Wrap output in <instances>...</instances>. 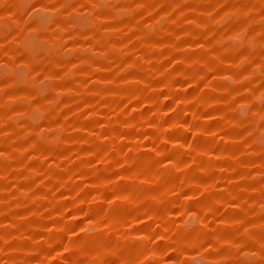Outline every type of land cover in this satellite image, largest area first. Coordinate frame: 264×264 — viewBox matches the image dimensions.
<instances>
[{
    "label": "rangeland",
    "instance_id": "1",
    "mask_svg": "<svg viewBox=\"0 0 264 264\" xmlns=\"http://www.w3.org/2000/svg\"><path fill=\"white\" fill-rule=\"evenodd\" d=\"M45 3L0 0V36L22 25L43 32L53 21L38 8ZM245 3L116 0L96 28L77 18L84 34L66 41L68 52L27 38L28 59L51 58L50 71L36 72L35 82L23 54L4 56L0 264H65L74 251L88 264L118 257L132 264L146 202L158 216L191 217L175 243L160 241V264H254L240 253L264 240V55L237 36L233 14ZM158 105L166 123L182 108L186 131L182 150L157 159L172 163L181 151L192 153L180 157L186 170L160 175L128 159L156 151L149 137ZM116 181L125 190L143 186L144 197L131 200L124 191L118 217L128 222L104 223L94 204ZM90 226L96 233L80 251L73 232Z\"/></svg>",
    "mask_w": 264,
    "mask_h": 264
},
{
    "label": "clouds",
    "instance_id": "2",
    "mask_svg": "<svg viewBox=\"0 0 264 264\" xmlns=\"http://www.w3.org/2000/svg\"><path fill=\"white\" fill-rule=\"evenodd\" d=\"M115 3L116 0H72V6H68L66 0H46L45 5L43 7L38 6V8L53 18L52 23L43 32H41L39 26H33L29 29L26 25H22L15 35L7 38L0 36V61H3L5 55L20 57L23 54L25 56L24 60L32 65L33 75L29 79L35 82L34 74L36 72L50 71V68L45 67V65L51 62V58L47 56L28 59L32 55V52L25 47V41L29 36L35 35L38 43L43 44L49 50L58 49L61 52H68L70 50L66 41L84 34L77 25V18L87 17L90 28H96L102 23L99 17L108 14V10L114 9ZM36 10L33 9V12ZM233 19L237 23V36L251 39L256 47L261 50L258 54L264 55V0H246L240 11L233 14ZM17 50H23V52ZM9 63L15 64V60L12 59ZM2 92L3 90L0 89V99H2ZM157 107L158 112L151 125L153 135L149 137L156 151L145 160H137L134 156H130L128 159L133 162L136 169L157 170L160 175H167L170 170L174 172L176 168L180 167L186 170L188 165H182L180 157L182 155L191 156L192 153L181 151L173 156L172 163H165L157 159L158 154L172 155L177 148L181 150L184 148V145L180 143L182 135L186 131L183 109L176 111L171 122L166 123L164 114L159 113V105ZM193 126L198 125L193 122ZM140 127L145 128L146 126L141 124ZM117 165H119V161H117ZM142 187L141 185H128L125 190L121 187V181L112 183L101 192L104 202L94 204L95 214L104 216V223H108L109 220L113 219H122L127 223L128 219L126 217H118V209L125 204L123 193L127 191L131 193V200L139 201L144 197V193L141 191ZM105 192L111 193V198L104 197ZM144 207L149 210L144 212L142 217L136 219L137 227L143 225V235L139 239V255L132 264H160L156 256V252L164 250L160 241L164 240L168 246L175 243L172 240L173 235L183 228V225L191 217L167 218L163 215H156L147 202ZM92 211L93 209H89L90 213ZM95 233L96 228L94 226L80 229L79 234L73 232V235L77 236L74 243L80 245V251H88L85 244L89 235ZM124 235L129 236L128 233ZM57 242L56 240L52 241L53 244ZM240 254L249 257L254 264H264V240L256 242L255 251L241 252ZM65 264H88V262L86 259H79L78 253L74 251L69 254V259L65 261ZM112 264H120V258L114 259Z\"/></svg>",
    "mask_w": 264,
    "mask_h": 264
}]
</instances>
